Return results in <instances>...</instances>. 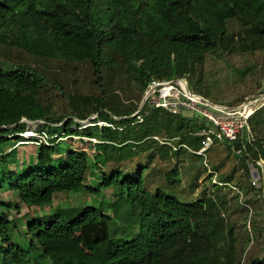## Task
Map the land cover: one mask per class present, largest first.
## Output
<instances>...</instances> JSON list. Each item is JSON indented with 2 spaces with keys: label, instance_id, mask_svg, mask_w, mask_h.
Instances as JSON below:
<instances>
[{
  "label": "trees",
  "instance_id": "obj_1",
  "mask_svg": "<svg viewBox=\"0 0 264 264\" xmlns=\"http://www.w3.org/2000/svg\"><path fill=\"white\" fill-rule=\"evenodd\" d=\"M261 4L264 0H0V46L39 59L88 61L97 87L100 67L118 64L127 75L136 74L144 92L153 82L179 80L171 78L176 63L222 46L221 40L231 36L226 23ZM254 26L264 35V27ZM158 76L161 80L153 79ZM41 81L39 75L0 72V186L24 207L48 206L61 193L114 189L107 204L112 214L99 205L70 220L56 213L33 217L25 226L29 242L20 246L9 236V209L2 206L0 264H190L206 256L211 241L199 201L183 204L158 191L151 194L142 188L139 172L103 174L97 188H90L84 183L89 162L82 150L69 151L67 162L54 166L61 137L95 140L93 148L136 142H120L110 134L115 122L104 113L97 114L105 124L100 130L72 128V120L58 128V119L47 118L48 107L37 101ZM23 119L43 123L37 131L46 145H37L33 169L16 174L6 166L13 162L14 145L24 141L16 136L25 129ZM122 204L125 208H118Z\"/></svg>",
  "mask_w": 264,
  "mask_h": 264
},
{
  "label": "rangeland",
  "instance_id": "obj_2",
  "mask_svg": "<svg viewBox=\"0 0 264 264\" xmlns=\"http://www.w3.org/2000/svg\"><path fill=\"white\" fill-rule=\"evenodd\" d=\"M254 23L258 29L264 27L263 4L241 20L226 23V34L231 36L221 40L222 46L192 56L182 65L176 63L171 72V78L179 79L191 94L213 105L237 107L246 99L255 100L254 111L233 143L216 140L213 126L195 112L171 115L155 110L146 115L150 109L145 105L139 118L133 117L146 90H140L135 73L127 75L118 64L100 67L97 87L88 61L39 59L0 46V72L13 70L28 78L39 75L37 101L48 107L47 118L58 119V128L72 120V128L95 125L100 130L105 124L97 121V114L104 113L115 122L110 134L115 133L120 142H136L127 148H93L95 140L61 137L54 166L67 162L69 151L82 150L89 162L84 183L90 188H97L103 174L139 172L142 188L151 194L158 191L183 204L199 201L206 213L211 250L190 264H264V35ZM153 79L161 80L159 76ZM127 117H133L132 121L119 122ZM20 123L25 129L16 136L24 141L14 145L13 162L6 166L16 174L36 166L38 144L24 136L32 133L31 138H39L42 134L37 128L43 124L24 119ZM201 129L211 131V144L203 156H197L194 151L201 138L195 134ZM250 165L260 174L254 186L249 181ZM114 195V189L97 194L61 193L48 206L24 207L17 205L15 193L0 186V212L2 206L9 209V236L25 246L29 242L25 226L31 218L56 213L70 220L83 208L99 205L111 216L112 207L107 204ZM118 208H125L124 204Z\"/></svg>",
  "mask_w": 264,
  "mask_h": 264
},
{
  "label": "built area",
  "instance_id": "obj_3",
  "mask_svg": "<svg viewBox=\"0 0 264 264\" xmlns=\"http://www.w3.org/2000/svg\"><path fill=\"white\" fill-rule=\"evenodd\" d=\"M263 98L264 96H261V99ZM145 105H148L150 110H162L171 115H178L181 111L195 112L206 123L213 126L216 140L233 143L244 128L245 121L254 111L255 100L246 99L237 107L213 105L204 98L191 94L180 80H166L153 82L147 87L143 103L137 109V114L135 113L133 116L139 118L138 113ZM210 133L211 131L208 129H201L195 134L201 138L199 149L194 151L195 155L203 156L211 144ZM24 137L36 144L46 145V137L43 134L39 138H31L33 137L32 133ZM256 165L259 166V163L256 162ZM250 167L249 181L254 186L255 182L260 179V174L254 169L255 167L251 165Z\"/></svg>",
  "mask_w": 264,
  "mask_h": 264
},
{
  "label": "water",
  "instance_id": "obj_4",
  "mask_svg": "<svg viewBox=\"0 0 264 264\" xmlns=\"http://www.w3.org/2000/svg\"><path fill=\"white\" fill-rule=\"evenodd\" d=\"M142 103H143V99H142V101H141V104H142ZM141 104H140V105H141Z\"/></svg>",
  "mask_w": 264,
  "mask_h": 264
}]
</instances>
